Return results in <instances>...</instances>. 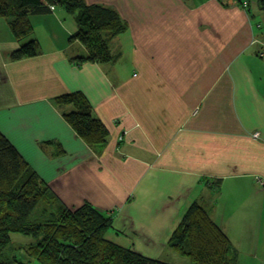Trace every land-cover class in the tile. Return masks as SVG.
Instances as JSON below:
<instances>
[{"label": "crops", "instance_id": "1", "mask_svg": "<svg viewBox=\"0 0 264 264\" xmlns=\"http://www.w3.org/2000/svg\"><path fill=\"white\" fill-rule=\"evenodd\" d=\"M84 1L115 8L128 23L111 41L116 61L73 60L87 49L69 41L77 23L66 24L64 8L32 16L34 32L21 41L0 18L2 132L67 207L89 203L109 214L114 242L161 260L176 256L170 239L197 202L229 237L236 264H264L258 0L247 8L228 0ZM31 39L39 54L12 60ZM73 92H82L107 126L102 148L66 121L75 106L56 102ZM58 144L65 153L56 156Z\"/></svg>", "mask_w": 264, "mask_h": 264}, {"label": "trees", "instance_id": "2", "mask_svg": "<svg viewBox=\"0 0 264 264\" xmlns=\"http://www.w3.org/2000/svg\"><path fill=\"white\" fill-rule=\"evenodd\" d=\"M246 1L247 5L239 4L247 8ZM258 5L264 10V0H258ZM55 7L75 13L77 30L69 41L78 40L87 49L86 54L73 59L77 64L106 63L119 58L112 52L111 41L129 26L113 7L84 0H0V18L9 21L14 37L21 41L34 32L31 17L52 13ZM39 51V42L31 39L13 51L11 59L37 56ZM56 102L74 105L75 110L64 115L66 121L88 145L103 147L109 130L94 116L82 92L58 96ZM57 149L56 156L65 153L60 144ZM112 223L109 214L89 203L76 209L67 207L0 129V263L19 261L16 255L6 256L5 250L12 234H22L34 240L17 244V248L24 251L28 260L41 264H172L109 239ZM169 243L176 253L196 264L237 262L230 254L229 237L197 202L188 208Z\"/></svg>", "mask_w": 264, "mask_h": 264}, {"label": "rangeland", "instance_id": "3", "mask_svg": "<svg viewBox=\"0 0 264 264\" xmlns=\"http://www.w3.org/2000/svg\"><path fill=\"white\" fill-rule=\"evenodd\" d=\"M252 7H253V5H252ZM68 15L71 16V20L68 18L66 21V24L69 26H72V24H73V26H74V23H76V21L74 19L75 13H68ZM125 46L126 45L124 44V48L126 50H128V48ZM127 52L130 53V51H127ZM119 67H121L120 64H119ZM30 239L34 240V237L26 236V235H22V234H12V240H11V243L9 244V246L7 247V249L5 250V255L8 257H12L13 255H16V257L18 259L21 258L22 261L27 262L28 257L20 250V248H17V244L19 245V244H22L23 242L31 241ZM20 241H23V242L21 243ZM174 255H176V256H169V255L164 256V257H162V260L167 261V262H171L172 264H196L192 260H190L187 256H182L181 254H178L176 252H174ZM36 263L41 264L37 260H36Z\"/></svg>", "mask_w": 264, "mask_h": 264}, {"label": "built area", "instance_id": "4", "mask_svg": "<svg viewBox=\"0 0 264 264\" xmlns=\"http://www.w3.org/2000/svg\"><path fill=\"white\" fill-rule=\"evenodd\" d=\"M239 3H244L245 5H247V1L246 0H228V4H239ZM259 134L256 133L255 136H258ZM123 137H121L120 139L122 140ZM263 185H264V181H263Z\"/></svg>", "mask_w": 264, "mask_h": 264}]
</instances>
